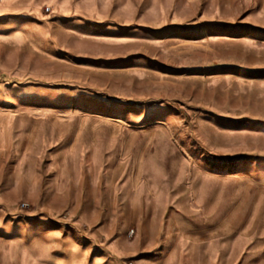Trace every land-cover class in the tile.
I'll return each mask as SVG.
<instances>
[{
  "label": "rangeland",
  "instance_id": "1",
  "mask_svg": "<svg viewBox=\"0 0 264 264\" xmlns=\"http://www.w3.org/2000/svg\"><path fill=\"white\" fill-rule=\"evenodd\" d=\"M0 264H264V0H0Z\"/></svg>",
  "mask_w": 264,
  "mask_h": 264
}]
</instances>
